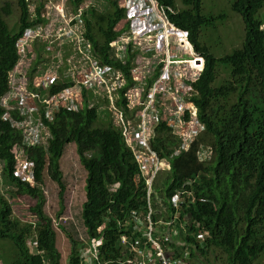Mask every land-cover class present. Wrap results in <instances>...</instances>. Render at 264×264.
<instances>
[{
    "label": "trees",
    "instance_id": "1",
    "mask_svg": "<svg viewBox=\"0 0 264 264\" xmlns=\"http://www.w3.org/2000/svg\"><path fill=\"white\" fill-rule=\"evenodd\" d=\"M35 1L39 2L33 14L30 8ZM86 1H71L74 15L80 13ZM105 1L110 7L107 12L94 6L81 10L82 36L92 45L97 60L111 65L127 78V86L121 90L118 101V106L127 109L123 92L133 84L131 70L136 52L129 50L125 61L112 57L111 43L118 38L114 27L126 13L117 1ZM157 1L166 9L171 23L186 31L195 49L206 58L205 69L194 85V102L206 131L189 153L174 156L172 148L178 145L175 134L166 124L157 128L152 148L169 159L171 168L155 181L154 197L156 202L162 200L167 204L176 187L197 177L195 192L203 201L185 212L191 218L193 232L208 231L203 246H199L201 254L208 262L210 254L221 253L225 264H255L264 260V20L260 16L264 0H234L231 9L241 17L243 42L240 48L222 57L212 54L206 44V32L224 22L225 15L204 14L203 0H179L181 9L177 8L176 0ZM17 5L19 17L13 26L0 14V163L3 175L11 183L6 190L9 198L0 190V262L61 264L55 223L45 211L47 197L43 186L45 177L58 185L60 218L68 186L62 161L67 147L75 144L79 161L87 172L86 201L81 211L86 238H99L100 227L106 225L105 242L96 264H122L119 260L126 256L120 245L122 224L131 210L145 204L146 189L133 152L111 116L99 113V104L89 106V93H85L84 109L60 110L49 124L40 108L49 136L45 145L41 142L33 146L27 144L23 131L15 124L26 118L20 110L11 109V119L4 118L8 109L3 99L11 91V75L21 61L18 42L27 29L42 27L47 22L43 17L47 12L43 0H17ZM2 11L12 15L11 5ZM202 34L205 43L200 41ZM36 50L40 52L38 46ZM41 59L38 56L30 66L29 83L41 76L38 65ZM221 71L228 76L225 81L219 80ZM152 81L148 80V86ZM71 83V80L56 81L49 92H58ZM203 141L214 150L208 164H201L194 157ZM16 145L24 148L34 164V185L15 175ZM116 182L120 185L113 190ZM23 196L36 201L30 208L35 221L25 223L13 215L10 199ZM170 214L169 211L167 215ZM60 228L72 244L68 264H83L80 256L83 237L77 234L75 238L65 226ZM191 240L196 242L195 237Z\"/></svg>",
    "mask_w": 264,
    "mask_h": 264
},
{
    "label": "built area",
    "instance_id": "2",
    "mask_svg": "<svg viewBox=\"0 0 264 264\" xmlns=\"http://www.w3.org/2000/svg\"><path fill=\"white\" fill-rule=\"evenodd\" d=\"M114 1L126 16L114 27L118 38L111 43L112 57L125 61L129 50L136 52L131 70L133 84L123 92L127 109L118 106L127 78L121 71L95 58L92 45L81 33L80 9V13L66 21L64 30L55 37L56 41L62 42L64 37H68L70 42L74 39L77 43L83 66L71 79L72 83L50 93L51 85L57 81L51 73L33 83L24 78L25 81L19 85H15L11 75V91L3 99V105L8 109L4 118L11 119V109L20 110L26 118L15 124L23 131L27 144L33 146L49 136L40 108L49 124L60 110L78 112L84 109L85 93L91 94L89 106L92 108L96 102L100 103L98 112L108 113L122 130L138 164L139 177L145 181V204L131 210L129 218L122 224L120 245L126 256L119 260L120 263L207 264L199 246H203L208 231L193 232L191 218L185 212L191 205L203 201L195 192L197 177L176 187L167 204L162 200L156 202L154 183L164 172L165 165L171 168V164L168 158L161 157L152 148L161 124H166L178 139V145L172 148L174 156L189 153L205 133L206 126L199 119V109L194 102V85L205 69L206 58L195 49L189 34L171 23L166 9L157 0ZM58 10L64 12V8L59 7ZM43 17L47 18L46 15ZM74 20H77L76 24ZM77 25L81 32L77 31ZM38 37L40 34L36 28L25 31L18 42L21 59L25 49L31 43L35 44ZM149 79H153L150 86ZM44 91L46 95L43 97ZM14 93L17 95L11 99ZM9 101H15L16 106L11 108ZM202 147V143L198 144L197 150ZM207 148L200 153L205 164L214 157L213 147ZM13 153L16 158L15 175L34 185V164L24 148L16 145ZM119 185L120 182H116L112 189ZM169 211L171 214L167 215ZM105 227H100L102 236L99 238L81 240L83 264L100 261ZM191 237H195L196 242Z\"/></svg>",
    "mask_w": 264,
    "mask_h": 264
},
{
    "label": "rangeland",
    "instance_id": "3",
    "mask_svg": "<svg viewBox=\"0 0 264 264\" xmlns=\"http://www.w3.org/2000/svg\"><path fill=\"white\" fill-rule=\"evenodd\" d=\"M71 1L72 0H43L45 10L47 11V25L43 28H36L40 37L36 39L35 44L31 43V46L25 49L23 58L18 64L16 71L12 73V80L15 82V85H19L21 82L25 81L24 78H27L30 66L34 64L38 56H42L41 62L38 64L42 73H40L41 76L33 80L35 82L39 81V79L46 73H51L54 77H56L57 81L71 80L78 69L83 66L81 56L78 52V46L77 43L74 42V39L71 40V42L68 37H64L62 42L60 40H55V37L59 34V32L64 30L66 21H69V19L75 16ZM38 2L39 1H35V4H33L32 8H30L32 9L33 14L36 13ZM176 2L177 8L181 9L179 0H176ZM233 2L234 0H203L204 14H221L226 16V20L224 22H219L215 29L207 30L206 32V39H208L206 40V44L211 47L210 50L216 57L231 54L234 50L242 46L244 26L241 17L231 9ZM6 5H11L12 15L10 16L6 15L2 11ZM92 6L102 12H107L110 9L105 0H87L81 6V9H87ZM59 7L64 8V12L58 10ZM0 14L8 20L11 26L18 22L19 10L17 0H0ZM260 16L264 20V11L260 13ZM77 26V31L81 32V27L79 25ZM200 41L201 43H205L203 34L201 35ZM36 44L40 50L39 53L36 50ZM114 54L116 55V51H114ZM227 78L228 76L224 73V71H221L219 80L225 81ZM16 95L17 94L14 93L11 99H14ZM96 104L100 105V103L97 102ZM9 106L11 108L15 107V101H9ZM104 114H106V112L102 113V115ZM104 119L107 120V115ZM28 121L30 120L28 119ZM40 134H42V132ZM45 141V139L42 140V144L45 145L47 143ZM202 145V148L195 151L196 156L194 157H197L199 163L205 164L204 160L200 156V153L202 149H208L207 147L211 146V144L203 141ZM64 156L65 157H63L64 159L62 161L63 173L65 179H67L68 186L63 203L65 208L60 218L58 217L59 209L61 208V203L58 198V185L49 177H45V184L43 188L45 189L47 197L45 211L53 218L55 223L57 247L62 256L61 264H68L72 244L68 239V236L63 230H61L60 226H65L67 232L71 233L75 238L77 237V234H79L80 237H83L82 239L87 240L81 218L82 205L86 201L87 172L84 170L79 161L75 144H70L67 147ZM169 170L170 166L165 165L164 172L160 173L158 178L160 175L165 174V172H168ZM9 187H11V183L3 175L2 164L0 163V190L5 193L7 198H9V195L6 190ZM10 203L12 204L13 215L15 218L25 223L35 221V217L30 210V208L36 203L34 199L23 196L20 198H11ZM209 259V262L205 259L207 264H225L221 253L210 254ZM0 264L2 263L0 262ZM255 264H264V260H258Z\"/></svg>",
    "mask_w": 264,
    "mask_h": 264
},
{
    "label": "crops",
    "instance_id": "4",
    "mask_svg": "<svg viewBox=\"0 0 264 264\" xmlns=\"http://www.w3.org/2000/svg\"><path fill=\"white\" fill-rule=\"evenodd\" d=\"M47 24H45L44 26H46ZM44 26H42V27H44Z\"/></svg>",
    "mask_w": 264,
    "mask_h": 264
}]
</instances>
